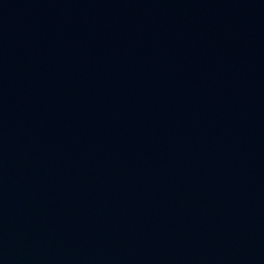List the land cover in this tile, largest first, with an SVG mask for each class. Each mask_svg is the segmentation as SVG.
I'll return each mask as SVG.
<instances>
[{"label":"water","instance_id":"water-1","mask_svg":"<svg viewBox=\"0 0 264 264\" xmlns=\"http://www.w3.org/2000/svg\"><path fill=\"white\" fill-rule=\"evenodd\" d=\"M0 264H264V0H0Z\"/></svg>","mask_w":264,"mask_h":264}]
</instances>
